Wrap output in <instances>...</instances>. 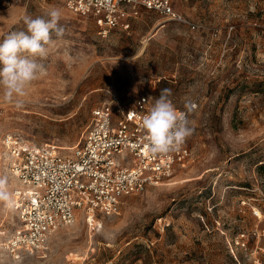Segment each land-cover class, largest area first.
<instances>
[{
	"label": "rangeland",
	"instance_id": "374dc122",
	"mask_svg": "<svg viewBox=\"0 0 264 264\" xmlns=\"http://www.w3.org/2000/svg\"><path fill=\"white\" fill-rule=\"evenodd\" d=\"M53 7L64 32L40 61L44 70L23 96L6 101L0 89V178L9 197L8 136L70 154L102 104L154 102L165 88L178 110L190 109L193 156L124 199L118 215L89 224L79 213L45 253L14 259L0 250V264H264V0H175L196 30L143 13L129 32L107 37L62 4L0 0V41L25 29V15ZM6 203L0 243L18 226Z\"/></svg>",
	"mask_w": 264,
	"mask_h": 264
},
{
	"label": "built area",
	"instance_id": "2783aa9c",
	"mask_svg": "<svg viewBox=\"0 0 264 264\" xmlns=\"http://www.w3.org/2000/svg\"><path fill=\"white\" fill-rule=\"evenodd\" d=\"M59 3L70 12L90 18L98 35L129 32L143 13H154L192 31L198 27L175 9V0H30ZM141 96L132 106L106 102L94 111L86 135L62 154L51 145H33L17 136L4 143V159L14 186L6 207L16 215V230L0 243L14 259L47 251L50 237L75 223L79 213L92 224L98 217L119 214L122 201L148 186L170 178L192 159L188 137L177 149L154 155L147 149L141 121L151 107ZM193 104L192 108H196ZM178 110V109H177ZM186 112L189 119V110Z\"/></svg>",
	"mask_w": 264,
	"mask_h": 264
},
{
	"label": "clouds",
	"instance_id": "9594fccd",
	"mask_svg": "<svg viewBox=\"0 0 264 264\" xmlns=\"http://www.w3.org/2000/svg\"><path fill=\"white\" fill-rule=\"evenodd\" d=\"M61 19L62 12L55 7L42 16L25 15V29L10 31L0 41V89L6 101L23 96L26 86L44 70L40 61L47 57L48 46L54 37L63 35ZM171 96V89H162L141 121L147 149L154 155L177 150L192 133L187 113L177 110ZM5 184L6 180L0 178V199L8 200Z\"/></svg>",
	"mask_w": 264,
	"mask_h": 264
}]
</instances>
